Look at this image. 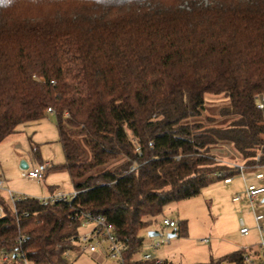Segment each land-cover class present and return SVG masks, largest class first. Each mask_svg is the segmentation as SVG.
Instances as JSON below:
<instances>
[{"label":"trees","instance_id":"trees-1","mask_svg":"<svg viewBox=\"0 0 264 264\" xmlns=\"http://www.w3.org/2000/svg\"><path fill=\"white\" fill-rule=\"evenodd\" d=\"M48 107L75 195L0 198V264H68L86 213L153 264L141 230L238 169L216 149L264 164V0H0V142Z\"/></svg>","mask_w":264,"mask_h":264},{"label":"rangeland","instance_id":"rangeland-1","mask_svg":"<svg viewBox=\"0 0 264 264\" xmlns=\"http://www.w3.org/2000/svg\"><path fill=\"white\" fill-rule=\"evenodd\" d=\"M227 104L222 96L208 94L206 114L217 116L219 109ZM18 128V133L15 132L0 142V176L4 178L6 188L0 190V196L5 206L10 208L19 196L41 198L54 194L69 198L74 187L69 173L58 168L64 162V153L55 125V115L49 112L42 119ZM34 147L36 159L33 158ZM226 150L225 155L229 156L227 161L230 164H240V169L232 175L231 182L214 179L200 194L168 203L163 213L150 226L141 230L143 243L139 255L150 252L154 258L172 264H213L234 251L253 250L264 239V231L262 235L259 233L254 219L256 211H264V194H259L252 201L246 194L249 184H258L255 175L259 172L264 174V164L242 165L241 159L234 157L235 152L230 147ZM221 158L226 157L223 155ZM21 161H26L28 167L49 161L51 168L45 170L40 178H29L26 175L27 169L20 167ZM233 196H239V199L233 201ZM3 213L4 209L0 204V216ZM164 217L173 219L177 225L164 226ZM181 220L186 221L184 230L178 226ZM241 220L249 230L247 235H242L239 231ZM89 229V224H83L80 232ZM175 229V235L168 237ZM150 230H155L158 234L149 236ZM156 241L162 243L154 248L153 243ZM107 246V240L101 236L96 251L79 252L76 248L69 253L67 262L121 264L118 258L109 255Z\"/></svg>","mask_w":264,"mask_h":264},{"label":"built area","instance_id":"built-area-1","mask_svg":"<svg viewBox=\"0 0 264 264\" xmlns=\"http://www.w3.org/2000/svg\"><path fill=\"white\" fill-rule=\"evenodd\" d=\"M262 107L261 104L258 105ZM48 112H52L50 107L47 108ZM149 146H152V143H148ZM136 151L138 154H141L140 147L136 146ZM261 156H256V160H260ZM236 168L240 169V164H233ZM51 166L49 161H42L39 166H27L26 175L29 178H40L43 176L44 171ZM134 168V165L130 167V170ZM255 179L258 181H262L264 179L263 173H257L255 175ZM225 182H229L230 178H225ZM4 186V178L0 176V189H3ZM246 194L248 198L252 201L255 199L259 194H264V184H249L246 187ZM75 195V191L69 196H59L50 194L49 196H44L38 198L41 201H48L50 203H54L60 200H68L71 199ZM26 196H19L17 199H23ZM239 199V196H233L232 200L236 201ZM254 219L257 223V229L259 233L262 235L264 228V211L259 212L256 211L254 214ZM83 224H89L90 229L84 232H79L73 243L77 247L79 252H94L97 249V245L99 244V238L102 236L108 242V252L109 255L115 258H118L119 261L122 259V252L124 250V246L122 243L116 238L115 234L112 231V228L107 224L105 217L102 215H94L90 213L85 214V218ZM82 224V225H83ZM162 224L168 227H175L176 222L168 217H164L162 219ZM239 231L242 235H247L249 230L245 227L243 221H240V228ZM23 240V238H22ZM206 241V240H204ZM168 242V239H166ZM162 242L156 241L153 243V247L157 248L161 245ZM72 250H68L65 253V256L68 257L69 253ZM143 258L145 260H152L153 264H161L164 260L154 258L150 252H145L143 254ZM11 260V253L9 251H5L0 256V262H9ZM31 264V263H26ZM213 264H264V239H262L259 243L256 244L253 250H243L239 260L237 259H221Z\"/></svg>","mask_w":264,"mask_h":264},{"label":"crops","instance_id":"crops-1","mask_svg":"<svg viewBox=\"0 0 264 264\" xmlns=\"http://www.w3.org/2000/svg\"><path fill=\"white\" fill-rule=\"evenodd\" d=\"M51 113H52V112H51ZM19 130H20V128L17 129L18 132H19ZM17 131H16V133H18ZM13 134H14V133H13ZM13 134H12V135H13ZM227 147H228V146H224V147H222V148L220 147V148L216 149L215 152H216V153H219V154L221 155V157L224 155L226 158H224V159L222 158V160L225 161V162H227V163H229V162L227 161V158H228L229 156L227 157V155H225V152H224V151H227L226 149L229 148V147H228V148H227ZM230 154L232 155L231 152H230ZM228 155H229V154H228ZM234 157H235V154H234ZM33 158H34V157H33ZM34 159H35V158H34ZM25 162H26V161H25ZM233 164H239V163H236V162H235V163H233ZM242 165H243V164H242ZM231 180H232V178L230 177V181H229V182H226V183H230ZM263 180H264V179H263ZM263 180H262V181H263ZM256 181L258 182V184H264V183H262V181H258V180H256ZM0 190H6V188H5V182H4L3 189H0ZM8 192H9V191H8ZM2 197H3V196H2ZM0 198H1V196H0ZM1 199H2V198H1ZM0 204H1V203H0ZM1 205H2V204H1Z\"/></svg>","mask_w":264,"mask_h":264},{"label":"water","instance_id":"water-1","mask_svg":"<svg viewBox=\"0 0 264 264\" xmlns=\"http://www.w3.org/2000/svg\"><path fill=\"white\" fill-rule=\"evenodd\" d=\"M27 166H28V164H27L25 161H21V163H20V167H21V168L26 169ZM263 201H264V198H263ZM157 234H158V232L155 231V230H150V231H148V235H149V236H155V235H157ZM174 235H175L174 233H169V234H168V237H172V236H174Z\"/></svg>","mask_w":264,"mask_h":264}]
</instances>
